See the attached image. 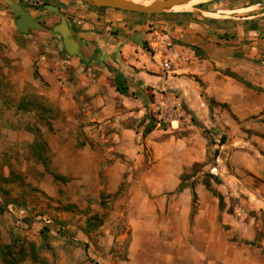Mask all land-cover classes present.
Masks as SVG:
<instances>
[{
  "label": "crops",
  "instance_id": "obj_1",
  "mask_svg": "<svg viewBox=\"0 0 264 264\" xmlns=\"http://www.w3.org/2000/svg\"><path fill=\"white\" fill-rule=\"evenodd\" d=\"M69 1L62 18L82 57L53 48L61 18L51 34L43 29L54 54L32 82L42 106L22 108V124L38 132L22 125L19 140L22 213L44 197L57 216L48 249L71 243L111 264L127 237L116 264H264V2L143 18ZM115 73L127 96L115 90ZM147 113L158 122L143 136ZM204 174L219 179L209 183L221 208ZM101 194L111 195L105 207ZM93 216L100 223L87 229Z\"/></svg>",
  "mask_w": 264,
  "mask_h": 264
},
{
  "label": "rangeland",
  "instance_id": "obj_2",
  "mask_svg": "<svg viewBox=\"0 0 264 264\" xmlns=\"http://www.w3.org/2000/svg\"><path fill=\"white\" fill-rule=\"evenodd\" d=\"M13 1L20 4L32 17L37 19L44 29H48L49 34H51L52 26L59 22L62 15L66 14L64 8L70 5L69 0L65 2L64 0H51L52 2L49 0ZM74 1H77V4L90 7L80 0ZM222 1L251 2L253 4L260 1L264 2V0H195L162 14L184 13L192 8L199 9L204 5H215ZM46 4L58 7L59 14L45 10L43 5ZM121 13L133 14L143 18H154V15ZM16 19L17 16L13 14L8 5L0 0V244L2 246L19 247L22 240L32 242L36 246H40L38 250L39 258L45 260L47 264H98L87 258L82 246H80L82 250H74L75 245L69 243L63 250H60V253L57 249L54 253L45 246L46 242L43 241L41 232L45 231V228L52 231V233L45 232L47 238L49 237L48 243L52 245L55 232H58V230L55 221L57 216L52 215L51 211L46 208V204L49 205V203L44 197L36 202L31 211L22 213V141L19 140H22V125L25 126V124L30 123V121L25 120L22 124V108L26 112H34L37 111L36 107L40 108L42 106L38 91L32 82L38 80L40 60L44 58L46 65L50 67L52 66L51 60H53L52 55L54 53H50V50L45 47L48 40H44L40 36L44 32L43 29H32L29 31L30 36L25 37L18 33L15 26ZM52 38L56 40L53 48L58 50L59 57H65L61 38L54 35ZM195 53L198 55L196 50ZM146 96L148 100L153 102L150 93ZM151 110L156 109L151 107ZM27 127L30 128L28 124ZM206 134L208 144H210L208 132ZM209 152L208 161L211 160L212 154L211 151ZM199 167L195 166L189 170L190 174L197 172ZM33 201L35 202V200H32V205L34 204ZM260 239H264V231L260 234ZM126 243L127 237L122 241V244L119 241L116 247L111 249L113 255L111 264H116L115 257L124 259ZM0 264H2L1 260ZM22 264L39 263H33L29 259H25Z\"/></svg>",
  "mask_w": 264,
  "mask_h": 264
},
{
  "label": "water",
  "instance_id": "obj_3",
  "mask_svg": "<svg viewBox=\"0 0 264 264\" xmlns=\"http://www.w3.org/2000/svg\"><path fill=\"white\" fill-rule=\"evenodd\" d=\"M7 4L9 9L17 16L15 26L18 33L26 35L31 29H44V27L32 17L20 4L13 0H1ZM87 5L95 8L113 9L121 12L138 13L143 15L162 14L175 7L187 4L195 0H153L149 5L135 3L133 0H80ZM44 9L59 14V8L52 5H43ZM53 33H59L62 46L68 55H79L78 47L73 44L70 32L64 19L61 17V23L52 29ZM143 36L137 34L134 37L135 42L141 44ZM82 57V56H81Z\"/></svg>",
  "mask_w": 264,
  "mask_h": 264
},
{
  "label": "trees",
  "instance_id": "obj_4",
  "mask_svg": "<svg viewBox=\"0 0 264 264\" xmlns=\"http://www.w3.org/2000/svg\"><path fill=\"white\" fill-rule=\"evenodd\" d=\"M98 9L104 10L106 8H98ZM114 87H115V90L119 94L124 95V96L128 95V87L126 85V81L122 77V75L119 73H115V75H114ZM144 103H146V102L144 101ZM144 120H147L148 123L146 125V128L144 129L143 136L150 133L154 129V127L156 126V123L158 122L154 116H151L148 113L144 115ZM161 125H163V124H161ZM30 130L34 132V131H37L38 129L37 128H31ZM223 142H224V138L222 137L220 140V143H223ZM33 148L35 149V153H37L38 156L40 157L43 165L46 166L47 160L44 157L45 143H44V141H42V139H40V136L38 137L36 135V141L34 143ZM53 178H54V180L65 181L64 178H61V177L56 176V175L53 176ZM209 179H213L215 182H219V179L215 176L210 175V174H204V185L206 186V188H208V190H210V192L215 197L218 198L219 206L221 208V206L223 204V199L215 190H213L211 188L210 183H209ZM181 186L182 185H180V188H181ZM193 196H194V198H193V205H192V214L195 211V202H196L195 194ZM109 198H111V195H105V194L100 195V200H101L102 206H104V207L107 206V200ZM99 223H100V219L97 216H93L92 218H90L87 221V229H91L94 226L96 227ZM44 230L45 231L41 232L43 234L42 239L44 242H46L45 246L47 247L48 246L47 234L45 232H47L48 229L45 228ZM39 248H40V246H36V244H34L32 242H24V240H22V244L19 247L2 246L0 244V260H1V263L2 264H22L25 259H29L33 263L47 264V262L45 260L39 258V255H38Z\"/></svg>",
  "mask_w": 264,
  "mask_h": 264
},
{
  "label": "bare ground",
  "instance_id": "obj_5",
  "mask_svg": "<svg viewBox=\"0 0 264 264\" xmlns=\"http://www.w3.org/2000/svg\"><path fill=\"white\" fill-rule=\"evenodd\" d=\"M135 3H139V4H144V5H149L150 2H147V3H141V2H138V1H134Z\"/></svg>",
  "mask_w": 264,
  "mask_h": 264
},
{
  "label": "built area",
  "instance_id": "obj_6",
  "mask_svg": "<svg viewBox=\"0 0 264 264\" xmlns=\"http://www.w3.org/2000/svg\"><path fill=\"white\" fill-rule=\"evenodd\" d=\"M171 44L170 43H166V47H169ZM165 65H167V64H165Z\"/></svg>",
  "mask_w": 264,
  "mask_h": 264
}]
</instances>
